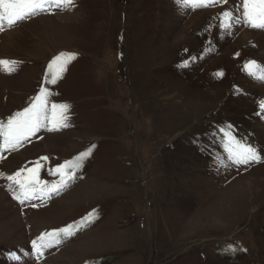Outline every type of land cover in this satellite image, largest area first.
<instances>
[{"label": "rangeland", "instance_id": "rangeland-1", "mask_svg": "<svg viewBox=\"0 0 264 264\" xmlns=\"http://www.w3.org/2000/svg\"><path fill=\"white\" fill-rule=\"evenodd\" d=\"M240 2L77 0L0 30V59L20 62L0 66V119L41 87L71 116L70 127L4 152L0 171L43 156L54 167L95 145L78 178L39 207L20 205L0 177V264L17 252L22 264H264V161L231 165L218 131L231 124L264 149V81L244 70L264 64V29L237 22ZM244 29L256 38L243 44ZM61 52L78 55L53 85L47 65ZM85 216L95 222L61 235L39 262L28 255L38 235Z\"/></svg>", "mask_w": 264, "mask_h": 264}, {"label": "snow or ice", "instance_id": "snow-or-ice-1", "mask_svg": "<svg viewBox=\"0 0 264 264\" xmlns=\"http://www.w3.org/2000/svg\"><path fill=\"white\" fill-rule=\"evenodd\" d=\"M185 2H188V0H185ZM192 2L211 6L214 3L226 5L229 0H192ZM76 5L77 0H0V30H3L5 25L12 28L14 25L41 13L53 14L55 9L69 10L75 8ZM237 7L242 9L241 15L235 18L237 22H242L254 29H264V0H241ZM222 16L228 17L229 20L232 19L231 11L222 12ZM222 26L230 28L232 24ZM77 55L76 52H61L48 62L47 75L51 84L55 85L57 83L61 74L77 58ZM12 63L20 62L0 59V66L7 67ZM244 70L249 76L264 81V64H258L256 60H248L244 64ZM258 72L260 73L259 76H257ZM219 75L222 76L223 73H219ZM235 93L242 95L244 91L236 86ZM52 95L54 93L50 92L47 87H41L38 94L31 98L28 106L24 107L22 111H16L5 119H0V160L6 159L3 155L4 152L18 151L26 142H31L33 137L41 139L42 137L38 136L41 130L60 131L70 127V105L51 102L50 97ZM255 115L264 120V100L258 102ZM218 131L223 134V147L227 154L225 159L231 165L239 168L240 166H248L264 161V149L258 151L247 140L239 138L231 124L227 125L226 128L221 127ZM94 147L95 145L73 159L65 160L54 167H46L44 162H48L50 158L43 156L35 162H30L31 167H21L11 174L0 171V177L8 182L6 188L11 192L14 200L20 205L29 203L31 207L36 208L39 205L33 201L42 200L44 197L50 199L52 195L65 190L72 181L78 178V172L92 154V148ZM42 170L50 175L58 176L59 179L54 181L41 179L40 173ZM96 211L94 210L93 213L88 215L91 216ZM94 222V219L85 216L81 218L79 228L76 227L77 222H73L65 227L41 233L30 241L32 247L28 255L39 262L41 257L44 256L45 250L51 249L62 242L61 235L65 238L71 237L75 235V231H72V229L80 231L83 227ZM12 255L15 264H22V253L17 252Z\"/></svg>", "mask_w": 264, "mask_h": 264}, {"label": "bare ground", "instance_id": "bare-ground-1", "mask_svg": "<svg viewBox=\"0 0 264 264\" xmlns=\"http://www.w3.org/2000/svg\"><path fill=\"white\" fill-rule=\"evenodd\" d=\"M243 25H245V24H243ZM20 28V27H19ZM23 28V27H22ZM10 30V29H9ZM22 29H20V30H14V31H11V32H7V36L10 38V40H12L13 39V35H16V34H18L20 31H21ZM259 32V31H258ZM20 34V33H19ZM262 34V33H261ZM253 37H255L256 38V36L254 35V32L253 31H251V30H248V29H244L241 33H240V35H239V40L244 44L245 43V41H247V40H249V39H251V38H253ZM7 41V40H6ZM8 42V41H7ZM261 89H263V87L261 88ZM264 91V90H263ZM45 142V141H44ZM25 148V147H24ZM21 149V148H20ZM27 149H28V147H27ZM23 150V149H22ZM24 151V150H23ZM15 152V151H14ZM14 154V153H13ZM16 155H18V152H17V154H15V156ZM3 193H1V195H0V198L1 197H3ZM5 196V195H4Z\"/></svg>", "mask_w": 264, "mask_h": 264}]
</instances>
